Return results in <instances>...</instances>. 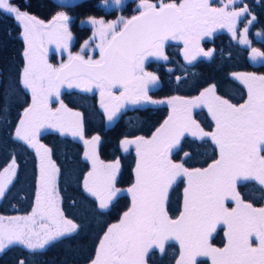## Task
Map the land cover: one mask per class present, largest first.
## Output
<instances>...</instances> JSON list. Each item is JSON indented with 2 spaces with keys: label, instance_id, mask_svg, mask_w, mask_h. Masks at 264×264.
<instances>
[{
  "label": "snow or ice",
  "instance_id": "6c2138e0",
  "mask_svg": "<svg viewBox=\"0 0 264 264\" xmlns=\"http://www.w3.org/2000/svg\"><path fill=\"white\" fill-rule=\"evenodd\" d=\"M234 0H228V4ZM120 5L121 0H114ZM228 5L210 8L208 0H181L180 3H163L157 6L141 0L138 16L129 20L118 18L105 23L89 18L85 23L93 28L81 51L92 40L99 38L97 48L100 59L85 60L82 55L69 53L68 63L54 68L43 58L45 41L58 42L65 51L71 34L70 17L58 13L53 21L44 24L27 12L20 11L10 0H0V11L12 15L23 25L25 42L24 68L19 83L29 90L32 103L24 109L15 129V138L23 140L40 159L36 204L32 213L23 217H0V252L12 245H22L29 250L43 249L50 242L72 234L78 225L67 219L58 207L56 177L59 169L52 162L50 150L36 140L45 125L79 136L85 145V157L92 164L84 176V191L98 201L101 210L107 209L120 190L114 185L119 161L105 164L96 154L100 137L84 139L81 114L70 112L63 103L55 111L48 107V97L60 96V86L81 88L85 92L93 87L100 92V107L109 122L127 105L142 103H167L168 118L156 128L150 139L123 138L120 146L128 151L136 148L135 183L128 188L131 207L123 213L118 223L111 224L96 247L90 264H145L150 250L164 251L165 242L174 238L180 244V258L176 264H195L197 256L211 257L212 264H264V207L255 208L245 203L236 191L240 182H255L264 190V75L236 73L234 79L247 88V100L238 106L216 95L210 86L193 99L171 97L167 101L152 100L149 86L157 77L143 69L144 60L155 56L167 60L164 42L180 39L184 42V58L191 62L198 55L210 57L199 47L201 35H211L215 26L227 27L236 37V21L248 13L245 5L239 11H228ZM255 19V18H253ZM252 21H249L251 24ZM123 25L122 28H119ZM119 28V31H117ZM248 28L240 33L239 43L248 45ZM259 35V34H258ZM264 58V52L253 48L250 59ZM179 80V78H177ZM122 89L119 95L114 88ZM5 93V101L8 99ZM207 107L215 130L205 132L191 117V110ZM5 112L7 107H5ZM203 140L210 137L218 148L219 158L206 168L189 170L183 164L173 163L171 150L185 134ZM185 153V158L188 157ZM16 176L13 161L0 172V197H3ZM179 177L187 180L184 189L183 211L171 219L165 204L169 189ZM226 200L235 201L229 210ZM218 224L226 226L227 243L214 248L209 237ZM255 236L258 246L253 247L250 237ZM20 264H25L21 261Z\"/></svg>",
  "mask_w": 264,
  "mask_h": 264
},
{
  "label": "trees",
  "instance_id": "16d2710c",
  "mask_svg": "<svg viewBox=\"0 0 264 264\" xmlns=\"http://www.w3.org/2000/svg\"><path fill=\"white\" fill-rule=\"evenodd\" d=\"M105 0H90L72 9H60L48 0H10L20 11L27 12L42 22L52 20L60 11L72 20L69 30L73 36L71 51H78L90 37L88 27L78 23L89 17L104 18L107 15L99 6ZM136 0H128L124 13L131 19L140 14L133 10ZM157 0H148L156 2ZM179 0H163L164 3ZM213 5L218 6L217 2ZM248 7L253 24L248 31L252 49L264 52V0H240L238 8ZM261 34L263 41L255 39ZM212 55L189 63L182 58L181 47L174 42L164 44L167 60H151L144 70L155 75L157 84L148 95L152 100L160 101L171 97L195 98L210 86H215L216 95L230 103L239 105L247 100L246 89L232 76L236 73L264 75V58L250 59L251 50L240 48L228 34L219 33L203 42ZM25 44L22 39V27L11 15L0 11V172L12 161L16 163V176L12 184L0 197V217L9 218L27 216L36 204L37 181L40 161L36 151L25 142L15 138V129L24 109L32 103V96L19 83L24 68ZM179 78V80L177 79ZM8 99L5 101V93ZM59 102L70 112L81 114L84 139L94 135L100 137L97 155L104 163L119 161L115 187L128 189L135 182L136 157L132 151L122 153L120 141L123 138L144 137L150 139L152 133L165 119L169 109L165 106L155 108H134L121 113L109 126L106 116L99 109L97 98L79 90H63ZM5 107L7 111L5 112ZM192 119L205 132H213L214 124L205 110L192 113ZM38 142L50 150L51 160L59 169L56 191L58 206L67 219L78 225L72 234L50 242L43 249L29 250L21 245H12L0 253V264H90L95 256L96 247L107 228L118 223L121 216L131 205L129 195L116 197L107 209L101 210L98 201L84 191V176L89 172V163L84 158L82 143L70 136L49 131L38 135ZM185 153L188 157L185 158ZM173 163L183 164L189 170L206 168L219 158L214 143L209 140H195L183 136L169 157ZM185 181H176L169 189L165 208L171 219L179 217L183 211V193ZM236 191L245 203L255 208L264 206V190L254 182H242ZM224 228H218L209 244L215 248L225 246ZM180 256V246L176 242L165 244L164 251L151 250L145 256L146 264H176ZM195 264H209L207 260H198Z\"/></svg>",
  "mask_w": 264,
  "mask_h": 264
},
{
  "label": "rangeland",
  "instance_id": "374dc122",
  "mask_svg": "<svg viewBox=\"0 0 264 264\" xmlns=\"http://www.w3.org/2000/svg\"><path fill=\"white\" fill-rule=\"evenodd\" d=\"M127 2H128V0H121V4L120 5H115L114 4V0H105V1H102V2H100L99 3V6L103 9V11H104V13L107 15V17H104V18H94V19H97V20H103L105 23H110V22H113V21H116L118 18H123L124 20H129V17H127V14H125L124 13V9H125V6H126V4H127ZM161 2V0H157L156 2H149V3H153V4H156L157 6L159 5V3ZM181 2V0H179L178 1V3H180ZM214 2H217V4H218V6H216V5H213L214 4ZM164 3V2H163ZM172 3V2H171ZM239 3H240V0H234V3H232V4H228V0H208V4H209V7L210 8H221V7H224V5H228V8H227V10L228 11H233V10H235V11H239L241 8H238L237 6L239 5ZM141 4V0H136L135 1V4H134V7H133V10L134 11H136V12H139L138 11V8H139V5ZM61 12H63V11H60V12H58V13H61ZM63 13H65V12H63ZM140 13V12H139ZM66 14V13H65ZM67 15V14H66ZM12 16V15H11ZM68 16V15H67ZM14 17V16H13ZM89 18H93V17H89ZM89 18H87V19H84V20H82V21H80L79 23H78V25L80 26V27H88L89 29H90V37H92V35H93V28L91 27V25H89V24H87V23H85ZM16 20V19H15ZM71 18H70V21H69V24H70V22H71ZM17 21V20H16ZM53 21V19L52 20H50V21H48V22H43L44 24H49V23H51ZM249 21H252V23L251 24H249ZM18 22V21H17ZM69 24H68V31H69V33H70V30H69ZM252 24H253V18H252V16L249 14V13H247V14H245V15H243V16H241L240 18H238L237 19V21H236V37L235 38H233V34H232V32H230L229 30H228V28L227 27H222L221 29H219L220 27L219 26H215V27H213L212 28V31H211V35H207V36H205V35H201L200 36V39H199V41H198V43H199V47L201 48V49H203L205 52H207V51H211V50H207V49H205L204 48V46H203V42L204 41H206V40H210L213 36H215L216 34H219V33H224V34H228L231 38H232V40L240 47V48H242V49H246V50H250V49H252V45H251V42L249 41V33L247 32V40L249 41V44L248 45H242V44H240L239 43V40H240V33H242L243 31H244V29H245V27H247L248 28V31L250 30V28H251V26H252ZM21 27H22V34H23V32H24V28H23V25H21ZM123 27V25H120L119 26V28H122ZM119 28H117V31H119ZM71 34V33H70ZM89 37V38H90ZM89 38L87 39V40H89ZM22 39H23V35H22ZM255 39L257 40V41H263V38H262V36H261V34H256L255 35ZM73 36L71 35V39L67 42L68 43V48H67V51H65L64 50V48H63V45L61 44V45H59L58 46V42H51V43H49V42H47V41H45L44 43H43V45H42V49H43V58H44V60H46L47 61V63L49 64V65H51L52 67H54V68H59L62 64H66V63H68V56H69V53H71L72 55H77V54H80V55H82L83 56V58L85 59V60H87V59H89V58H91V59H93V60H98V59H100V51H99V48H97V44H99L100 43V41H99V38L97 37L95 40H92L90 43H89V45H88V47H87V49H85L83 52L81 51V49H82V46L84 45V43L81 45V47H80V49L78 50V51H71V47H72V44H73ZM23 42H24V39H23ZM168 42H174V43H176V44H178L180 47H181V53H182V58H183V60L184 61H186L185 60V58H184V55H183V53H184V42H183V40H180V39H171L170 41H168ZM24 44H25V42H24ZM165 44V43H164ZM25 47H26V45H25ZM199 57H202V58H204V59H207V58H209V57H205V56H203V55H198L197 56V58L195 59V60H197V59H199ZM151 60H157V61H159V60H162V59H159L158 57H155V56H150V57H147L145 60H144V64H143V69H144V65L147 63V62H149V61H151ZM195 60H193V61H195ZM252 60V59H251ZM252 61H255V60H252ZM145 71V70H144ZM146 72V71H145ZM148 73V72H147ZM246 74H252V73H246ZM254 75H256V74H254ZM256 76H260V75H256ZM232 78L234 79V76H232ZM235 81H237L238 83H240L238 80H236V79H234ZM157 84V83H156ZM156 84L155 85H150L149 86V91H148V93L151 91V90H153L154 88H155V86H156ZM241 84V83H240ZM245 89H246V91H247V88L243 85V84H241ZM26 90V89H25ZM63 90H82L81 88H76V87H72V88H69L68 87V85H67V83H65V86H64V88H63ZM27 92H29L30 94H31V92L29 91V90H26ZM204 91V90H203ZM115 94H117V95H119V92H117V91H113ZM87 93H89V94H91V95H95L96 96V98H97V103H98V106H99V109L103 112V109L100 107V92H99V90L98 89H96L95 87H93V89H92V91H90V92H87ZM185 99V98H184ZM189 99H193V98H189ZM168 99H166V100H160V101H167ZM60 102H59V100L56 98V96L55 95H52V96H49L48 97V107L52 110V111H55L57 108H59L60 107ZM160 106H165V107H167L168 109H169V111H170V108H169V106H168V104L167 103H162V104H150V103H142V104H140V105H127L125 108H122L121 110H120V112L118 113V115H117V117L121 114V113H123V112H125V111H128V110H130V109H134V108H147V107H150V108H155V107H160ZM198 110H205L207 113H208V115H209V117L211 118V115L209 114V112H208V109H207V107L206 106H204V105H201V106H199V107H195V108H193L192 110H191V117H192V113L193 112H195V111H198ZM104 113V112H103ZM105 115V114H104ZM116 117V118H117ZM116 118L113 120V121H111V122H109L108 120H107V118H106V123H107V126H109V125H111L115 120H116ZM211 120H212V118H211ZM212 122H213V124H214V127H215V122L212 120ZM214 130H215V128H214ZM49 131H53V132H57V133H60V134H63V135H67V136H70L71 138H73V139H76V140H78V141H80L81 143H82V145L84 146V149L86 150V148H85V145H84V143H83V140H81L80 138H79V136H73L72 134H71V132H64V133H61L60 131H59V129H57V128H55V127H51V126H48V125H45L43 128H41L40 129V131L37 133V135H36V140H37V142H38V135L40 134V133H43V132H49ZM186 136H189V137H191V138H193L190 134H185ZM184 135V136H185ZM193 139H195V138H193ZM205 139H209V140H211V138L210 137H207V138H204L203 140H205ZM90 140V139H89ZM195 140H200V139H195ZM21 141H23V140H21ZM212 141V140H211ZM23 142H25V141H23ZM27 145H28V143L27 142H25ZM39 143V142H38ZM98 145V144H97ZM97 145H96V154H97ZM29 146V145H28ZM30 147V146H29ZM30 148H32V147H30ZM35 151H36V149L35 148H33ZM174 149V148H173ZM173 149L171 150V152L169 153V157L171 156V154H172V151H173ZM218 149V148H217ZM121 151H122V153H127L128 151H132L133 153H134V155H135V157H136V162H137V155H136V148H135V146L134 145H132V146H130V148H129V150L128 151H124L122 148H121ZM219 152V151H218ZM261 155H264V150H262L261 151ZM84 158H85V160L89 163V167H90V170H91V167H92V164H91V162L89 161V160H87L86 159V157L84 156ZM38 160L40 161V159H39V157H38ZM100 160V159H99ZM101 161V160H100ZM103 162V161H102ZM105 164H107V163H105ZM135 168H136V164H135ZM89 170V171H90ZM134 174H135V169H134ZM39 175H40V168H39ZM117 176V175H116ZM57 178H58V174H57V177H56V184H57ZM180 179H182V180H184L185 181V187H187V180H186V178H184V177H179V178H177V180L176 181H178V180H180ZM175 181V182H176ZM174 182V183H175ZM114 183H115V181H114ZM135 183V182H134ZM173 183V184H174ZM240 183H242V182H240ZM255 183V182H254ZM120 190V192H119V194L116 196V197H119V196H121V195H129L130 196V199H132V197H131V194L130 193H128V189H119ZM115 197V198H116ZM115 198H113V200L115 199ZM112 200V201H113ZM111 201V202H112ZM183 203H184V193H183ZM225 206L229 209V210H231L232 208H235L236 207V204H235V201H232V200H226L225 201ZM59 207V206H58ZM130 207H131V205H130ZM264 207V206H263ZM17 217V216H16ZM19 217H23V216H19ZM5 219H7V218H5ZM221 227H223L224 228V239H225V244L227 243V237L225 236V232L227 231V228H226V226H224L223 224H218L217 226H216V229H215V231L212 233V235H211V237H209V241H210V239L214 236V234L216 233V230L218 229V228H221ZM208 241V242H209ZM168 242H176L179 246H180V244H179V241H177V240H175L174 238H172V239H169V240H167L166 242H165V244L166 243H168ZM250 243H251V245L253 246V247H256V246H258V241L256 240V238H255V236H253V237H250ZM18 245V244H17ZM22 246V245H21ZM24 247V246H23ZM213 247V246H212ZM215 248V247H214ZM36 250H38V249H36ZM153 250H158V251H160L158 248H155V249H153ZM151 251V250H150ZM0 253H2V252H0ZM179 258H180V256H179ZM207 260L208 261V263L209 264H212V261H211V257H205V256H197L196 258H195V263L198 261V260ZM145 264H146V262H145Z\"/></svg>",
  "mask_w": 264,
  "mask_h": 264
},
{
  "label": "water",
  "instance_id": "95a60500",
  "mask_svg": "<svg viewBox=\"0 0 264 264\" xmlns=\"http://www.w3.org/2000/svg\"><path fill=\"white\" fill-rule=\"evenodd\" d=\"M48 1L60 9H72V8H74L80 4L86 3L90 0H48ZM169 40H166L165 42H168ZM64 86H65V83L60 86V94L62 93ZM114 89H120V88L117 87Z\"/></svg>",
  "mask_w": 264,
  "mask_h": 264
},
{
  "label": "flooded vegetation",
  "instance_id": "af4514ba",
  "mask_svg": "<svg viewBox=\"0 0 264 264\" xmlns=\"http://www.w3.org/2000/svg\"><path fill=\"white\" fill-rule=\"evenodd\" d=\"M222 27H220L219 29H221ZM122 89H117V90H113V91H117L120 92Z\"/></svg>",
  "mask_w": 264,
  "mask_h": 264
}]
</instances>
